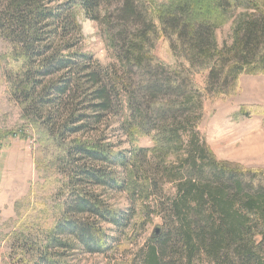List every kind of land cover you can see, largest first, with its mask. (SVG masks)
Segmentation results:
<instances>
[{
  "label": "trees",
  "instance_id": "obj_1",
  "mask_svg": "<svg viewBox=\"0 0 264 264\" xmlns=\"http://www.w3.org/2000/svg\"><path fill=\"white\" fill-rule=\"evenodd\" d=\"M79 15L96 24L114 63L102 67L84 51ZM229 21L232 42L219 47L216 30ZM0 39L10 46L3 58L13 99L69 165L73 217L53 229L36 264H69L51 252L67 248L61 235L105 254L100 224L120 219L100 189L162 215L167 230L154 231L140 264H264V170L215 158L196 131L194 80L206 74L207 96L230 98L240 77H264V0H0ZM160 41L169 62L155 54ZM110 126L129 150L106 143ZM137 135L152 136V149L136 148ZM155 178L173 184L174 196L153 195Z\"/></svg>",
  "mask_w": 264,
  "mask_h": 264
},
{
  "label": "rangeland",
  "instance_id": "obj_2",
  "mask_svg": "<svg viewBox=\"0 0 264 264\" xmlns=\"http://www.w3.org/2000/svg\"><path fill=\"white\" fill-rule=\"evenodd\" d=\"M78 21L84 36V51L91 53L102 67L114 63L96 24L82 15ZM216 39L219 47L231 44V21L216 30ZM161 42L155 54L169 62L166 45L162 46ZM9 50V44L0 39V264H36L53 229L64 219L73 217L65 205L72 195L67 186L69 165L63 162L61 145L29 122L13 99L5 80L7 62L3 58ZM206 78V74L194 77L201 87L202 102L196 131L218 161L264 170V113L244 116L239 112L247 106L264 109V77H240L239 91L230 98L207 96L203 91ZM116 121V116L110 118L113 126ZM108 130L106 143L116 151L130 149L123 134L112 126ZM133 142L136 148L151 150L153 147L152 136L137 135ZM148 159L151 164L161 162L151 154ZM137 177L143 178L144 174L141 172ZM155 181L158 190L153 195L174 196L173 184L160 178ZM98 191L118 211L120 219L117 226L100 224L99 229L109 243L105 254L89 253L61 235L57 241H62L67 248H54L53 256L69 264H140L141 253L154 231L159 235L160 229L167 230L162 215L152 207L148 209L142 201L132 204L123 192ZM201 264L209 263L202 258Z\"/></svg>",
  "mask_w": 264,
  "mask_h": 264
},
{
  "label": "water",
  "instance_id": "obj_3",
  "mask_svg": "<svg viewBox=\"0 0 264 264\" xmlns=\"http://www.w3.org/2000/svg\"><path fill=\"white\" fill-rule=\"evenodd\" d=\"M155 232H157V231H155Z\"/></svg>",
  "mask_w": 264,
  "mask_h": 264
}]
</instances>
